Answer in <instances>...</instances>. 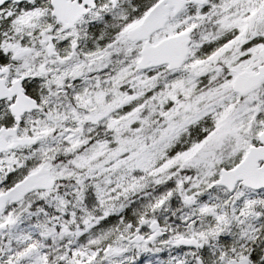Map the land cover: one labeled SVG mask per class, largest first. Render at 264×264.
<instances>
[{"label":"snow or ice","instance_id":"snow-or-ice-1","mask_svg":"<svg viewBox=\"0 0 264 264\" xmlns=\"http://www.w3.org/2000/svg\"><path fill=\"white\" fill-rule=\"evenodd\" d=\"M0 264H264V0H0Z\"/></svg>","mask_w":264,"mask_h":264}]
</instances>
